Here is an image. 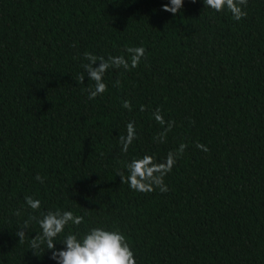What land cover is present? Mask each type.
<instances>
[{"label": "trees", "instance_id": "obj_1", "mask_svg": "<svg viewBox=\"0 0 264 264\" xmlns=\"http://www.w3.org/2000/svg\"><path fill=\"white\" fill-rule=\"evenodd\" d=\"M168 3L0 0V264H56L46 245L30 249L35 220L23 243L15 233L57 208L84 216L57 249L68 232L103 226L127 237L137 264H264V0L241 6L240 21L203 0L176 15ZM132 46L146 49L139 66L110 68L108 90L89 100L84 53L130 61ZM157 107L175 121L163 143ZM130 121L137 138L124 153ZM181 143L166 193L120 183L133 157L163 160Z\"/></svg>", "mask_w": 264, "mask_h": 264}, {"label": "clouds", "instance_id": "obj_2", "mask_svg": "<svg viewBox=\"0 0 264 264\" xmlns=\"http://www.w3.org/2000/svg\"><path fill=\"white\" fill-rule=\"evenodd\" d=\"M195 2V0H192ZM248 0H203L204 7H208L215 12L227 10L231 13L236 21H240L247 15L241 6H246ZM183 7V0H169L168 4L162 6V11L176 15ZM125 52L129 54V59L125 56L109 55L96 56L91 52L84 53V59L88 61L82 65L83 72L78 75V80L83 83L85 73L88 79L93 81V86L88 88V99L93 100L98 95H102L108 90L107 84L104 82V75L110 69L123 68L129 71L139 66L141 59L145 57L146 49L143 46L127 47ZM98 63V66H95ZM115 86H120V81H115ZM124 109L131 111V102L124 100L122 105ZM145 106H140V111H145ZM152 116L154 120L166 127L154 137L155 142L163 143L166 134L171 131L175 125V121H165L161 113V109L157 107ZM126 134L119 135L118 143L120 151L127 153L129 146L137 138L135 122L130 121L125 125ZM187 145L181 143L175 151H169L163 160H157L151 155L145 154L142 157H133L129 162L125 163L122 170L117 171L120 177V183L127 184L128 187L140 193H151L157 188L161 193L168 191V186L164 183V177L172 171L178 156H182ZM196 147L204 152L208 148L200 143ZM37 181L43 182V178L37 174ZM26 205L35 211H40L41 201L34 199L28 195L24 197ZM19 215V212L15 213ZM35 220L39 225L41 232L33 236L30 240V249L33 254L35 250L42 245H46V249L51 251V260L56 264H137L135 254L130 247L127 237L119 229H108L103 226L91 227L82 236L79 232H68L64 235L60 242L63 248H56V238L64 233L66 226L69 224L79 226L84 223V216L74 215L70 210H47L40 211V215H30L22 225L17 227L15 235L19 238L18 242L23 243L26 231L30 222Z\"/></svg>", "mask_w": 264, "mask_h": 264}]
</instances>
